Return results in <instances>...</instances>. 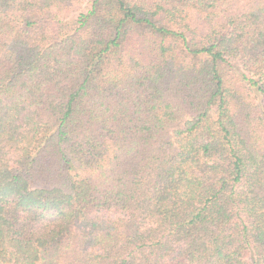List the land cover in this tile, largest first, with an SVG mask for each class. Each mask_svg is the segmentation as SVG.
<instances>
[{"label": "trees", "instance_id": "trees-1", "mask_svg": "<svg viewBox=\"0 0 264 264\" xmlns=\"http://www.w3.org/2000/svg\"><path fill=\"white\" fill-rule=\"evenodd\" d=\"M0 264H264V0H0Z\"/></svg>", "mask_w": 264, "mask_h": 264}]
</instances>
